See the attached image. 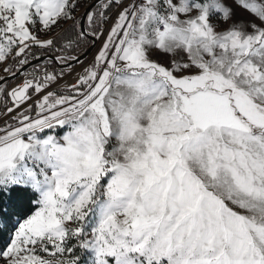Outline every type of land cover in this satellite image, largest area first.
<instances>
[{
	"label": "snow or ice",
	"instance_id": "obj_1",
	"mask_svg": "<svg viewBox=\"0 0 264 264\" xmlns=\"http://www.w3.org/2000/svg\"><path fill=\"white\" fill-rule=\"evenodd\" d=\"M0 264H264V0H0Z\"/></svg>",
	"mask_w": 264,
	"mask_h": 264
},
{
	"label": "trees",
	"instance_id": "obj_2",
	"mask_svg": "<svg viewBox=\"0 0 264 264\" xmlns=\"http://www.w3.org/2000/svg\"><path fill=\"white\" fill-rule=\"evenodd\" d=\"M4 236H0V243L3 242Z\"/></svg>",
	"mask_w": 264,
	"mask_h": 264
}]
</instances>
